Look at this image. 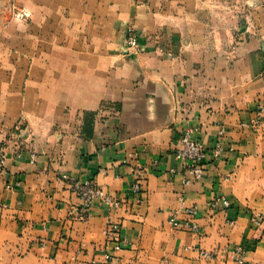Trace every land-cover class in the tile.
Instances as JSON below:
<instances>
[{
    "label": "crops",
    "instance_id": "obj_1",
    "mask_svg": "<svg viewBox=\"0 0 264 264\" xmlns=\"http://www.w3.org/2000/svg\"><path fill=\"white\" fill-rule=\"evenodd\" d=\"M263 68L264 0H0V264H264ZM90 180L122 205L81 217Z\"/></svg>",
    "mask_w": 264,
    "mask_h": 264
},
{
    "label": "built area",
    "instance_id": "obj_2",
    "mask_svg": "<svg viewBox=\"0 0 264 264\" xmlns=\"http://www.w3.org/2000/svg\"><path fill=\"white\" fill-rule=\"evenodd\" d=\"M126 44L127 48L130 50H136L139 48V34L135 31L133 27L127 28L126 34ZM264 73V68H263ZM176 154L183 158L190 160L193 165L190 168L191 176L187 177V182L198 179L203 170V162L209 151L194 137L191 136L188 130L181 132L177 138L175 146ZM222 151L221 145L217 144L214 149L211 150L212 155L218 156ZM4 164V153L0 149V169ZM145 173L143 170H138L135 172V181L132 185V191L135 195H140L144 193L143 181L145 179ZM73 190L78 193L80 198V216L83 217L90 209L93 201L99 199L111 206V208H118L122 205V199L115 197L109 193L104 192L100 187H98L93 181L86 182H73L70 183ZM142 198V197H141ZM222 201L225 205H228V201L225 198H218L211 203L214 208L218 205V202ZM195 211L194 207H188L185 210L187 215H192ZM254 221L258 224H264V217L258 215L253 216ZM170 223L175 226L186 225L187 229L191 232L202 234V229L193 220H186L184 222L177 219V215L174 212L170 218ZM106 239L113 245V250L121 248L122 241L120 239V224L115 221H109L105 229ZM244 252L243 246H235L233 249L235 261L237 264H244ZM204 255L211 257L214 252H204Z\"/></svg>",
    "mask_w": 264,
    "mask_h": 264
},
{
    "label": "rangeland",
    "instance_id": "obj_3",
    "mask_svg": "<svg viewBox=\"0 0 264 264\" xmlns=\"http://www.w3.org/2000/svg\"><path fill=\"white\" fill-rule=\"evenodd\" d=\"M15 13V15L18 17V18H20V19H24L25 17H27L28 15L25 13V12H23V11H21V12H14Z\"/></svg>",
    "mask_w": 264,
    "mask_h": 264
}]
</instances>
